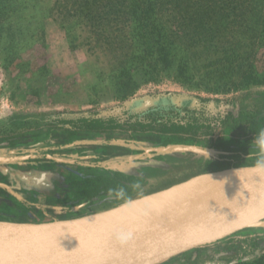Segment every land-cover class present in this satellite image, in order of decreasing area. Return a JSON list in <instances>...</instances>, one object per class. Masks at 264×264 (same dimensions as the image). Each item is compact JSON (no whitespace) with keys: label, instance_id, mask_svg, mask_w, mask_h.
Instances as JSON below:
<instances>
[{"label":"rangeland","instance_id":"374dc122","mask_svg":"<svg viewBox=\"0 0 264 264\" xmlns=\"http://www.w3.org/2000/svg\"><path fill=\"white\" fill-rule=\"evenodd\" d=\"M80 1L0 0V222L92 220L201 177L252 167H235L237 161L257 155V163L264 162V136H243L239 129L225 134L219 125L227 116L241 125L263 121L264 85L210 91L212 82L200 76L178 78L175 64L155 70L130 50H104ZM158 30L149 31L161 41ZM157 106L203 113L197 141L162 147L153 131L125 124ZM99 118L114 128L97 133L74 126ZM227 138L226 151L210 147ZM225 164L230 167L217 169ZM108 172L130 179L131 197L101 195L73 211L71 182ZM57 205L66 215L54 213ZM201 249L214 261L264 264V226L255 223Z\"/></svg>","mask_w":264,"mask_h":264},{"label":"trees","instance_id":"16d2710c","mask_svg":"<svg viewBox=\"0 0 264 264\" xmlns=\"http://www.w3.org/2000/svg\"><path fill=\"white\" fill-rule=\"evenodd\" d=\"M79 8L81 14L82 10L86 13L83 18L90 31L103 38L104 50H130L129 56L133 54L141 61L150 59L149 65L155 70L175 64L178 78L192 81L200 76L202 81L212 82L206 87L210 91L264 85V0H81ZM151 28L160 29L161 41L152 38ZM155 36L160 37L158 33ZM202 57L208 62L198 66ZM200 116L203 113L194 110L157 106L133 115L125 124L134 131H153L159 146L167 147L196 142L198 129L203 126ZM109 122L102 118L80 119L74 126L101 133L114 128L107 126ZM219 125L225 134L239 129L243 136H264V120L241 125L227 116L219 119ZM230 141L219 139L210 147L226 151ZM256 156L234 165H257ZM226 167L230 165L217 169ZM129 183L128 177L115 172L71 182L70 189L75 191L73 211L83 200L90 203L101 195L129 198L133 192ZM207 253L208 249H196L164 264L230 263L206 258Z\"/></svg>","mask_w":264,"mask_h":264},{"label":"water","instance_id":"95a60500","mask_svg":"<svg viewBox=\"0 0 264 264\" xmlns=\"http://www.w3.org/2000/svg\"><path fill=\"white\" fill-rule=\"evenodd\" d=\"M263 210L264 162L240 174L227 199L200 219L99 227L88 218L0 222V264H164L255 224Z\"/></svg>","mask_w":264,"mask_h":264},{"label":"bare ground","instance_id":"6f19581e","mask_svg":"<svg viewBox=\"0 0 264 264\" xmlns=\"http://www.w3.org/2000/svg\"><path fill=\"white\" fill-rule=\"evenodd\" d=\"M239 180L240 175L229 170L211 174L163 190L159 194L154 193L155 195L148 198L130 202L98 218L88 219V224L91 227H99L126 220L149 221L152 224L167 220L175 224L180 217L200 219L206 214V210L210 213L219 207ZM256 223L264 226V210Z\"/></svg>","mask_w":264,"mask_h":264},{"label":"crops","instance_id":"0c3cea01","mask_svg":"<svg viewBox=\"0 0 264 264\" xmlns=\"http://www.w3.org/2000/svg\"><path fill=\"white\" fill-rule=\"evenodd\" d=\"M53 209H54V211H56V212H54L56 215H59V216H62V215H66V213H67V208H65L64 206H62V205H57V207H53ZM65 220H70L68 217H65V218H59V219H57V218H53V219H51V218H45V219H43V220H41V221H38V222H31L32 224H36V223H48V222H61V221H65Z\"/></svg>","mask_w":264,"mask_h":264},{"label":"clouds","instance_id":"9594fccd","mask_svg":"<svg viewBox=\"0 0 264 264\" xmlns=\"http://www.w3.org/2000/svg\"><path fill=\"white\" fill-rule=\"evenodd\" d=\"M262 143H264V141H262Z\"/></svg>","mask_w":264,"mask_h":264}]
</instances>
